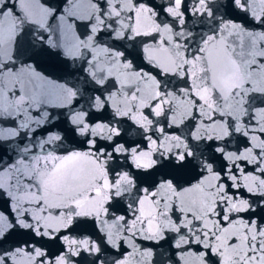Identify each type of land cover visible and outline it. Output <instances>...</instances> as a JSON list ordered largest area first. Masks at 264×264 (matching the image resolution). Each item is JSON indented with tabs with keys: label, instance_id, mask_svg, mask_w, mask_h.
I'll use <instances>...</instances> for the list:
<instances>
[{
	"label": "snow or ice",
	"instance_id": "6c2138e0",
	"mask_svg": "<svg viewBox=\"0 0 264 264\" xmlns=\"http://www.w3.org/2000/svg\"><path fill=\"white\" fill-rule=\"evenodd\" d=\"M0 264H264V0H0Z\"/></svg>",
	"mask_w": 264,
	"mask_h": 264
}]
</instances>
